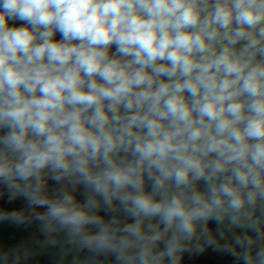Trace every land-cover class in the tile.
<instances>
[{
  "label": "clouds",
  "instance_id": "clouds-1",
  "mask_svg": "<svg viewBox=\"0 0 264 264\" xmlns=\"http://www.w3.org/2000/svg\"><path fill=\"white\" fill-rule=\"evenodd\" d=\"M0 201V264H264V0H0Z\"/></svg>",
  "mask_w": 264,
  "mask_h": 264
},
{
  "label": "crops",
  "instance_id": "crops-1",
  "mask_svg": "<svg viewBox=\"0 0 264 264\" xmlns=\"http://www.w3.org/2000/svg\"><path fill=\"white\" fill-rule=\"evenodd\" d=\"M56 38L59 39V36L57 35ZM21 203V201H17L13 205L8 206L0 201V207H20ZM34 232V226L25 229L24 227H15L7 222H0V245L12 247L21 241L28 240ZM32 264H52V259L49 255H41ZM183 264H232V261L230 257L214 253L211 249H208L198 256L186 254L183 258Z\"/></svg>",
  "mask_w": 264,
  "mask_h": 264
}]
</instances>
